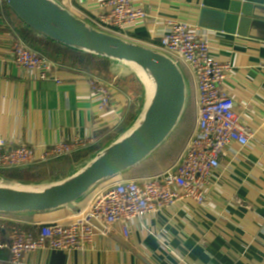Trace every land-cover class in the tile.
Returning a JSON list of instances; mask_svg holds the SVG:
<instances>
[{
    "label": "crops",
    "instance_id": "0c3cea01",
    "mask_svg": "<svg viewBox=\"0 0 264 264\" xmlns=\"http://www.w3.org/2000/svg\"><path fill=\"white\" fill-rule=\"evenodd\" d=\"M59 1L81 17L101 12L93 0ZM202 1L135 0L148 17L128 28L127 36L156 48L170 21L188 22L199 28L208 36L210 54L231 66L224 89L231 95L242 124L257 131L254 139L240 152L237 146L227 150L221 168L210 177L203 205L177 202L160 213L131 220L127 239L118 225L104 236L96 233L92 243L82 249L66 253L35 251L27 254L21 264H264V41L200 27ZM25 32L31 31L5 5L0 6V139L16 145H49L69 142L74 137L96 140L89 152L31 166L35 167L32 171L31 167L19 169L44 177L17 181L43 182L64 175L80 159L122 133L133 120L136 108L131 82L141 86L136 78L131 81L129 77L125 82L116 79L111 109L100 113L88 85L90 76H99L93 71L72 65L69 59H52L58 64L57 83L54 79L39 80L33 72L14 66L9 53L10 36L14 33L28 45ZM110 77L104 79L112 81L111 73ZM189 108L192 120L181 142L182 149L193 130L197 111L191 84ZM136 169L123 178L142 176L143 171L136 173ZM233 198L241 204L235 205ZM71 215L63 209L2 216L11 220L7 224L29 229L35 223L67 220ZM0 264H11L7 250H0Z\"/></svg>",
    "mask_w": 264,
    "mask_h": 264
},
{
    "label": "built area",
    "instance_id": "2783aa9c",
    "mask_svg": "<svg viewBox=\"0 0 264 264\" xmlns=\"http://www.w3.org/2000/svg\"><path fill=\"white\" fill-rule=\"evenodd\" d=\"M101 8L94 16L83 18L98 29L127 37L128 28L145 20L148 13L135 0H93ZM4 0H0V6ZM157 48L173 58L184 70L194 91L195 123L175 161L163 171L143 177L123 178L104 184L82 202L80 210L67 220L35 223L29 229L0 215V250H7L11 264H21L31 252L50 250L71 252L90 245L96 233L106 235L120 226L124 239L129 237L128 224L173 207L177 202L205 203L206 187L211 175L221 168L227 150L238 151L254 139L255 129L242 124L231 95L224 89L229 63L210 54L208 36L188 22L170 21ZM11 62L33 72L39 80L60 83L58 64L28 46L11 33ZM115 80L99 76L88 78L92 102L100 113L111 109ZM264 128V125L262 126ZM94 138L74 137L69 142L49 145L13 144L0 139V170L23 169L89 152ZM232 202L240 205L238 198ZM248 208V207H247ZM93 222H96L98 228Z\"/></svg>",
    "mask_w": 264,
    "mask_h": 264
},
{
    "label": "water",
    "instance_id": "95a60500",
    "mask_svg": "<svg viewBox=\"0 0 264 264\" xmlns=\"http://www.w3.org/2000/svg\"><path fill=\"white\" fill-rule=\"evenodd\" d=\"M4 5L38 38L108 60L109 72L122 82L131 73L115 74L112 64L134 65L147 82L134 75L144 91L125 130L64 175L43 182L0 175V215L29 216L63 209L73 215L92 191L123 179L179 129L188 111L190 83L182 67L157 47L104 32L59 0H4ZM202 5L200 27L264 41V0H203Z\"/></svg>",
    "mask_w": 264,
    "mask_h": 264
},
{
    "label": "trees",
    "instance_id": "16d2710c",
    "mask_svg": "<svg viewBox=\"0 0 264 264\" xmlns=\"http://www.w3.org/2000/svg\"><path fill=\"white\" fill-rule=\"evenodd\" d=\"M24 34H25L24 39L28 42V44L32 48H36L40 50L50 59H54L55 61H60V62H65L67 59H69L70 61H72V65L81 66L83 69H88L89 71H93L95 74L103 78H107V79L111 78L109 73L110 63L108 60L90 56V54L85 55L78 52H73L71 50L60 47L57 44L50 42L48 40H40L36 38L34 35H32L31 32H25ZM68 56H70L72 59L67 58ZM191 111L192 110L189 108L179 129H177V131L174 133L175 137H173L170 140V142H168L162 149H160L157 154H155L146 162L141 164V166L137 167L136 173L143 171L142 174H140L142 175L140 177L146 176V174H150V173H152L153 175L163 171L167 167H170V165L173 162L170 164L169 162L173 160V158L177 155V153H179L180 149H182L181 142L185 138L186 130H188V127L192 120ZM34 169L35 167H31V171ZM31 171L23 172L20 171L19 169L0 170V174L11 180L26 179L30 174L31 176L29 178L37 179L44 177L43 175L32 173Z\"/></svg>",
    "mask_w": 264,
    "mask_h": 264
},
{
    "label": "bare ground",
    "instance_id": "6f19581e",
    "mask_svg": "<svg viewBox=\"0 0 264 264\" xmlns=\"http://www.w3.org/2000/svg\"><path fill=\"white\" fill-rule=\"evenodd\" d=\"M111 71L115 74H120L122 72H129L137 76L144 84H147L145 76L137 69L134 65L131 64H112Z\"/></svg>",
    "mask_w": 264,
    "mask_h": 264
},
{
    "label": "rangeland",
    "instance_id": "374dc122",
    "mask_svg": "<svg viewBox=\"0 0 264 264\" xmlns=\"http://www.w3.org/2000/svg\"><path fill=\"white\" fill-rule=\"evenodd\" d=\"M131 81L133 80V79H135V76L133 75V74H131ZM135 82V81H134ZM140 86H141V88H139V87H137V84H136V82L135 83H133V81L131 82V93H132V98H133V103L134 104H136L138 101H139V99L141 98V96H142V94H143V86L140 84ZM186 115V114H185ZM185 118V117H184ZM173 137H175L174 136V134L171 136V138L162 146V148L168 143V142H170V140L173 138ZM162 148H160V149H162ZM159 149V150H160ZM159 150H158V152H159ZM157 152V153H158ZM157 153H155V154H157ZM154 154V155H155ZM153 155V156H154ZM31 176V174L30 175H28V177L26 178V179H24V180H32V179H34V178H29ZM146 176H150V175H146Z\"/></svg>",
    "mask_w": 264,
    "mask_h": 264
}]
</instances>
